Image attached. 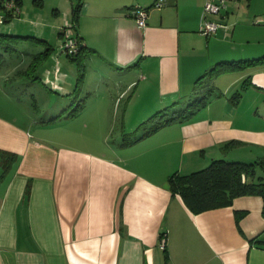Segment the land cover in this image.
I'll return each mask as SVG.
<instances>
[{"label":"crops","instance_id":"0c3cea01","mask_svg":"<svg viewBox=\"0 0 264 264\" xmlns=\"http://www.w3.org/2000/svg\"><path fill=\"white\" fill-rule=\"evenodd\" d=\"M154 1L79 0L72 34L92 50L78 92L69 57L68 69L55 61L34 81L0 69V264H264V195L194 213L167 182L214 158L264 156V64L200 78L221 61L264 57V0H226L206 16L220 24L210 35L201 31L205 0ZM31 3L20 0L0 33L42 39L17 44L50 55L75 1L65 12L54 4L49 20L36 9L43 0ZM133 6L148 10L143 27ZM208 89L188 120L132 140L153 113ZM65 121L78 130L64 134ZM118 121L116 145L86 134Z\"/></svg>","mask_w":264,"mask_h":264},{"label":"trees","instance_id":"16d2710c","mask_svg":"<svg viewBox=\"0 0 264 264\" xmlns=\"http://www.w3.org/2000/svg\"><path fill=\"white\" fill-rule=\"evenodd\" d=\"M19 6L20 0H14L11 8H4L0 2V16H2L0 25L10 20L18 12ZM79 11L80 2L78 0L72 7L73 25L77 23ZM22 38H33L36 42H43L42 39H37L33 36L0 33V48L5 51H14L18 49L16 47L18 39ZM78 44L76 54H67L76 64V80L74 86L76 92L80 91L84 81V56L87 51L92 50L84 46L79 39ZM50 50L51 47L48 46L43 51L34 53L36 54L34 57L36 59L32 60L31 58L29 62L27 61L28 67L23 70L16 68L14 74L22 79L31 81L38 79L39 75L35 74L34 71L37 69L38 64L48 56ZM0 56H3V54H0ZM257 64H264V57L240 61H221L208 69L200 78L217 74L220 71L230 69V67L245 68L246 66H254ZM0 69H4V67ZM207 91L208 93L192 99L180 109H174L173 104H171L156 111L141 123L143 130L139 135L133 136L132 134V140L145 136L171 122H184L188 120L197 110L207 103L211 89ZM236 95L239 97L240 93L236 91L234 96ZM258 170L264 171V156L251 162L214 158L203 168L189 173H172L168 177L167 182L172 194H178L189 210L194 213H199L204 210L231 205L233 199L240 195H264V174H259ZM28 190L26 189V192ZM244 213L245 211L243 210L235 211V220L238 222ZM163 249L165 250V247Z\"/></svg>","mask_w":264,"mask_h":264},{"label":"rangeland","instance_id":"374dc122","mask_svg":"<svg viewBox=\"0 0 264 264\" xmlns=\"http://www.w3.org/2000/svg\"><path fill=\"white\" fill-rule=\"evenodd\" d=\"M24 1L28 6L31 4V6H29V9H28L31 11L33 9V5L31 3V1H34V0H24ZM74 1H75V4L78 2V0H74ZM56 3L60 6L61 12H65L67 7H68L69 0H43V5L37 6L38 8H36V9L40 10L41 14L46 19L49 20L50 19L49 15H51L50 12L52 11V6ZM71 18L73 19L72 16H71ZM66 19L68 20V22L65 21L63 27L58 29V30H60L59 32H61L63 30L70 31V33L72 34L73 33V22L69 21L70 20L69 16ZM2 25L3 24L0 25L1 28H3ZM58 30L56 29L55 32L57 33ZM62 41H63V38H62V34H61L59 42L56 44L53 43V44H55L54 45L55 46L54 51H52V53L50 55H48V57H46V59H44L42 62H40V64H38V66L36 67L37 69L34 71L35 74L45 75V72L47 73L46 68H50L51 63H54L55 61H57V64L59 66H62V67L66 66L65 69H68V64H66V63H69L70 60L68 59L67 53L62 48ZM16 47L18 49L14 50V51H5V50L0 48V54L1 55L3 54V56H0V68L4 67V70H6V71L11 70L12 68H15V69L18 68V69L23 70V69L28 67L27 63H26L28 61V58H32V60L36 59V58H34L36 54H33L34 56L29 55L30 57H27L26 56L27 54L25 51H30V52L35 53V52H37V50L40 49V47H37L34 49L32 47V45H28V44H26V45L25 44H17ZM71 67H74V66H71ZM73 78H75V76ZM215 83H216V80H215ZM209 84H211V81L209 82ZM237 86H238L237 87L238 89L235 88L236 85L234 86L236 91L242 89L240 87L241 83L238 84ZM209 87H210V85H209ZM21 89H23V87ZM242 92L245 93L246 91L243 90ZM37 93H38V91L36 92V95L39 96ZM247 95H248L247 93L244 94V96H247ZM23 96L24 95L22 94V97ZM43 98H46V97H41L38 99V101L41 103V101L45 100ZM25 100H27V99H25ZM43 115H45V114L42 112V114H38L37 117L43 116ZM55 116L56 115H54V117ZM76 127H77L76 121H72V122L65 121L64 122V129H63L64 134H70V135L74 134V132H76L78 130ZM123 130L124 129H123L120 121H118L117 124H114V126L111 129H108V130L92 129L90 131L86 130V132H87L86 134H88V136H90V138L93 141L97 140L100 143L102 142V144L104 142L106 143V141H108L109 144H115L116 145L119 143V141L123 137V134L125 132ZM81 132L83 133V131H81ZM59 133H60V131L54 130V136L58 137ZM63 136H61V137H63ZM88 136H86V137H88ZM70 137H72V136H70ZM246 162H251V161L246 160ZM258 173L264 174V172H261V170H258Z\"/></svg>","mask_w":264,"mask_h":264},{"label":"built area","instance_id":"2783aa9c","mask_svg":"<svg viewBox=\"0 0 264 264\" xmlns=\"http://www.w3.org/2000/svg\"><path fill=\"white\" fill-rule=\"evenodd\" d=\"M4 8H11L13 6L14 0H0ZM166 4V0H155V7H162ZM227 8L226 0H205L203 7V23L201 26V31L210 35L216 31L220 25L217 21L212 19H207L206 16L209 14H219ZM131 14L136 20L138 27H143L146 23V17L148 15V10L145 7L133 6L130 10ZM2 22V16H0V23ZM62 34V48L67 54H76L78 51V39L76 36L70 33V31L63 30ZM166 242V232L162 234L160 238V247L163 249Z\"/></svg>","mask_w":264,"mask_h":264}]
</instances>
